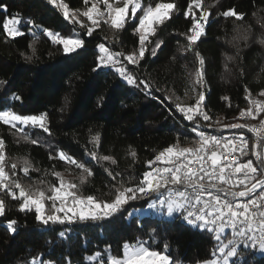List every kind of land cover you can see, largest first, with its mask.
<instances>
[{"label":"trees","instance_id":"trees-1","mask_svg":"<svg viewBox=\"0 0 264 264\" xmlns=\"http://www.w3.org/2000/svg\"><path fill=\"white\" fill-rule=\"evenodd\" d=\"M63 2L71 11L86 10L83 0ZM141 2L145 7L154 6L156 2L177 5L170 18L156 26V33L148 37L144 56L138 64L130 65L123 56L120 58L138 80L151 85L148 89L143 85H128L114 69L96 68L99 43L125 56L138 50L139 35L134 34L138 18L122 30H113L102 23L89 36L86 28L66 20L61 9L49 0H0V81H4L0 84V110L10 109L20 115L46 113L50 130L49 134L38 127H26L28 140H25L11 125L0 122L6 171H12L11 165L16 162V171L20 175L15 179L21 184L46 180L58 185L57 178L51 175L56 171L61 175L66 173L69 180L79 185L82 170L59 159V152H64L85 163L93 172L80 186V193L111 199L103 195L109 193L110 186L120 179L128 181L136 177L138 180L143 171L149 170L147 161L153 160L159 151L177 140L185 147L192 146L198 139L197 132L193 131L196 125L186 120L176 108L177 103L184 105L182 100L186 96L191 95L193 103L197 98L189 89L188 80L198 62L193 52L179 51L181 45L187 44L181 33H187L191 26V17L183 15L189 0ZM202 7L208 9L209 19L206 35L194 49L205 60L204 84L202 88L197 86V92L205 93L204 110L211 120H201L199 132L218 119L230 121L241 109H246L249 103L245 99L248 95L245 88L252 99H264L259 96L260 90L264 89V45L256 43L257 37L264 34V29L256 22L264 18V0H203ZM228 9L244 13L243 20L220 15ZM193 11L199 16V9ZM253 13L257 15L253 16ZM13 16L21 21L18 27L23 33L15 38L8 37L3 30L5 19ZM79 19L91 26L86 17ZM29 20L33 23H27ZM237 24L253 28L247 45L240 42L238 55L237 48L227 43L236 35L234 26ZM44 28L63 37L82 39L84 46L72 53H64L63 45L53 44L43 32ZM225 54L236 59L226 61ZM224 63H228L231 73L224 70ZM225 96L228 100L222 99ZM97 133L100 139L94 143L91 137ZM31 140L37 143L33 144ZM129 146L137 153L135 159L128 155ZM259 150L264 152V149ZM91 152H96L98 157L110 155L117 164L97 162L89 155ZM22 158L32 164L27 176L21 170L24 166ZM109 171L113 175L119 172L121 176L113 180ZM0 198L5 200V213L0 215V264H31L33 260L36 264L45 261L98 264L86 261L85 257L104 253L109 246L116 254L126 241L148 240L153 229L156 233L151 246L164 250L168 245L171 258L181 262L197 263L211 258L215 243L209 233L178 217L145 211L149 200L132 201L107 219L80 221L76 218L71 222L65 219L63 223L50 221L44 224L36 220L34 209L18 210L19 201H14L5 192H0ZM134 209L140 211L133 212ZM129 212H133L132 217L128 216ZM12 220L16 221L14 232L6 227ZM62 232L63 236L60 235ZM241 255L244 256L243 264H264V255L243 250Z\"/></svg>","mask_w":264,"mask_h":264},{"label":"snow or ice","instance_id":"snow-or-ice-1","mask_svg":"<svg viewBox=\"0 0 264 264\" xmlns=\"http://www.w3.org/2000/svg\"><path fill=\"white\" fill-rule=\"evenodd\" d=\"M49 2L61 9L64 18L70 20L73 25L79 24L81 28H86L89 36H92L94 30L102 23L113 30H122L127 23L138 18V24L134 28V34H138L140 40L138 50L125 56L121 52H113L104 43H99L96 46L99 52L96 68L114 69L128 85L136 87L143 85L144 89L151 87L146 81L138 80L120 58L123 56L130 65L138 64L144 56L148 37L154 35L156 26L162 25L177 10L175 3L156 2L154 6L150 4L145 7L141 0H83L86 10L81 12L79 9L71 11L63 0L59 3L57 0H49ZM202 2L203 0H189L183 15L185 18L191 17V26L187 33H181L186 37L187 44L179 47L181 53L193 52L198 62L194 72L189 73L192 78L188 80L189 89L197 97L195 104H176L177 110L184 118L196 125L193 131L197 132L198 139L193 141L192 146L183 147L177 140L176 143L159 151L153 160L147 161L150 170L143 171L138 180L136 177H131L128 181L118 180L116 184L110 186L109 193L103 194L110 196L111 199H101L93 194L84 196L80 193V186L86 182L87 176L93 175V172L85 163L64 152H59V159L82 170L79 185L65 180L60 172L52 171L51 175L57 178L58 185L41 180L25 187L15 179V169L18 166L16 162L11 165L13 170L11 176L6 171L4 141L0 139V192H5L14 201H19L18 210L34 209L36 220L44 224L50 221L63 223L65 219L71 222L76 218L80 221H96L118 214L132 201L149 200L147 209L155 210L161 216L178 217L187 224L210 234L215 243L211 258L203 261L202 264H243L244 256L241 255V250L264 255V152L258 150L264 149V119L259 120L258 125L243 123L221 125L219 120L215 122L217 126L233 129L247 127L256 134L257 143L251 145V153L257 158L258 166H254L251 159L241 162L249 152V142L243 135L224 137L197 131L201 120L205 122L211 120L208 112L204 110L205 93L202 90L197 92V86L202 88L204 84L205 60L194 49L201 37L206 35L205 29L209 19V11L202 7ZM194 8L200 10L199 16L193 11ZM220 15L226 19L234 17L236 21H241L245 14L235 9H228ZM256 15L253 13V16ZM80 16L86 17L91 26L79 19ZM20 22L15 16L5 19L3 30L8 37L15 38L23 34L18 27ZM256 22L261 29H264V18L257 19ZM27 23L31 24L33 21L29 20ZM234 31L236 35H233L227 43L237 48L238 55L240 42L243 41L247 45L253 35V28L251 25L241 27L237 24L234 26ZM43 32L53 44L63 45L64 53H72L83 47L85 43L82 39L63 37L60 33L47 28H44ZM35 39L34 36L33 40ZM256 43L264 45V34L257 37ZM29 46L32 47L31 44ZM159 46L158 44L157 47ZM235 59L236 57L225 54L226 61ZM223 68L228 73L232 71L228 63H224ZM240 71L243 75V70ZM221 78L225 79L223 76ZM3 83L4 81H0V84ZM245 92L248 94L245 99L248 100L249 106L240 110L239 118L255 120L264 113V99H252L247 88ZM185 94L187 95V91ZM259 96L264 97V89L260 90ZM15 99L18 100L20 97L15 96ZM222 99L228 100V97ZM0 122L11 125L25 140H28V135L24 131L26 127H38L50 134L46 113L20 115L10 109L0 110ZM207 126L214 125L209 123ZM99 139V133L91 137L94 143H98ZM31 143L36 144L37 141L31 140ZM89 155L97 162L109 161L112 165L117 164L116 159L110 155L98 157L96 152H91ZM128 155L133 159L137 156L131 146ZM229 155L232 157L231 160L227 158ZM49 158L52 159L51 155ZM22 162L24 166L21 170L27 176L32 164L27 158H22ZM108 174L113 180L121 176L119 172L113 175L109 171ZM129 184L131 186H128ZM46 204H50L49 210H46ZM138 211L140 210H133V212ZM133 212H129L128 216L132 217ZM4 213L5 200L0 198V215ZM58 213H63V216ZM69 213L72 215H68ZM15 224V220L8 221L6 227L10 232H14ZM155 233L156 230L153 229L148 240L137 238L131 242H124L116 254L109 246L104 253L88 255L85 260L98 264H171L168 245L164 246V250L151 246ZM60 235L63 236L64 233ZM120 252L122 254H119ZM31 264H36V261L33 260ZM43 264H55V262L45 261Z\"/></svg>","mask_w":264,"mask_h":264},{"label":"built area","instance_id":"built-area-1","mask_svg":"<svg viewBox=\"0 0 264 264\" xmlns=\"http://www.w3.org/2000/svg\"><path fill=\"white\" fill-rule=\"evenodd\" d=\"M261 119H264V116H259L255 120H253L251 118H239V112H238L234 116V118L230 121H224L222 119H218V120L220 121L221 125L230 124V123H243V124H248V125H258L259 120H261ZM218 120H216V121H218ZM215 122H211L214 125L213 127H208L206 125V128L204 130H201L200 132H204L205 134H210V135L224 136V137H230L233 135H236V136L243 135L249 142V152H248V155L246 157H243L241 159V162H246L248 159H251V160H253L254 166H258L259 162L257 161V158L254 155H252V153H251V145L254 143H257L256 134L252 133L249 130V128H247V127L241 128V129H233V128L217 126L215 124ZM185 147H190V146H185ZM227 158L229 160H231L232 157L229 155Z\"/></svg>","mask_w":264,"mask_h":264},{"label":"rangeland","instance_id":"rangeland-1","mask_svg":"<svg viewBox=\"0 0 264 264\" xmlns=\"http://www.w3.org/2000/svg\"><path fill=\"white\" fill-rule=\"evenodd\" d=\"M89 22V21H88ZM90 23V22H89ZM194 96V95H193ZM191 95L190 96H186L183 100H182V102L184 103V105H190V104H195V102L193 103L192 101H191ZM191 101V102H190ZM13 171V170H12ZM12 171H10L9 173H10V175H11V173H12ZM15 173H16V176L15 177H18L20 174H19V172H17L16 171V169H15ZM62 177L65 179V180H69L70 178H69V176L66 174V173H63L62 174ZM69 181H71V180H69ZM22 185H24L25 187H27L28 185L27 184H22ZM50 209V204H46V210H49ZM144 210L145 211H152V212H154V213H156V214H160V213H157L155 210H151V209H147V206L144 208ZM58 215H61V216H63V213H58ZM68 215H72L71 213H69ZM166 216V215H165ZM167 217V216H166ZM259 254V253H258ZM203 262V261H202ZM202 262H197V263H188V262H181V261H178V260H171V264H202Z\"/></svg>","mask_w":264,"mask_h":264}]
</instances>
